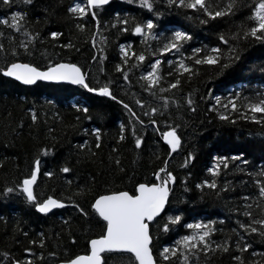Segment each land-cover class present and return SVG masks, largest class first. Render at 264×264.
Instances as JSON below:
<instances>
[{
	"label": "trees",
	"instance_id": "trees-1",
	"mask_svg": "<svg viewBox=\"0 0 264 264\" xmlns=\"http://www.w3.org/2000/svg\"><path fill=\"white\" fill-rule=\"evenodd\" d=\"M75 2L78 0H33L28 6L22 2L14 5L13 10L23 9L27 12V26L33 32L40 33L43 43L35 41L31 55H25L20 50L19 57L5 58V53H0V67L13 59L41 67H46L49 60L54 63L70 62L81 67L92 87L113 81L109 84L112 92L128 103L144 121L143 125H135V136L142 139V146L140 149L135 147L129 124L130 116L115 101L88 93L81 87L42 83L25 87L0 74V189L6 184L11 186L21 178L40 150L47 147L52 151L40 156L41 172L34 185L35 193L38 198L52 195L66 205L63 209L41 215L34 207H29L22 197L15 194L7 199L0 197V264H10L13 257L31 259L33 264H58L74 255L84 254L87 239L99 233L100 228L94 221L77 213L71 206L72 201L90 211L89 201L96 195L111 190H129L136 182L151 180L153 171L163 167L165 159L168 160V170L177 177L170 201V206L178 210L175 214H182L185 223L213 220L216 222V232L212 239L219 243L229 238L232 229L237 227L235 220L246 219L237 217L233 210L242 207V197L257 191L252 182L253 174L264 170V123L246 120L241 112L231 113L230 109L227 121L218 119L217 114H224L225 110L216 106L213 97H221L223 104L230 95L240 92L241 97L237 102L242 106L246 103L245 97L255 99L258 92H264V74L260 71L264 67V45L255 41H241V60L223 75H219V70L212 66H197L198 75L194 74L190 80L186 75L182 77L178 90L164 94L172 96L180 106L170 105V110L161 108L160 112L154 114L158 121L157 131L149 124V118L143 112L161 102L143 92L138 81L143 70H150L147 65L157 58L152 52L159 45L152 39L145 44L141 37L130 31L120 33L114 28L105 30L104 22L111 23L117 13L121 17L128 13L129 18L134 17L137 21L154 19L159 25L155 30L157 35L160 32L167 35V28L185 29L193 35V39L186 45V51H190L202 44L218 45V33L236 31L235 23L248 14L247 10H241L231 18L200 25L196 20L188 21L183 14L185 10L178 12L175 7L167 8L166 0H157L156 8L163 13L158 21L137 4L127 3L126 0H110V4L99 13L101 33L107 37V42L101 45L106 59L92 61L93 55H98L90 43L91 33L95 31L94 22L89 16L87 21H80L86 23L84 32L76 28V21L67 12L68 7ZM3 15L0 12V17ZM50 31L61 32L62 36L53 41L48 36ZM15 38L17 43L24 39L18 34ZM69 40L75 45L74 48L64 49L59 46ZM0 42L4 43L5 48L9 47L6 30L5 36H0ZM120 44H131L133 51L142 52L146 56L143 69L130 71L127 83L114 70L115 65L121 62ZM164 57L161 71L167 72L169 65L166 59H174V54L165 53ZM101 66L104 72L100 71ZM166 79L170 81L172 78ZM162 86L167 87V84ZM189 94L194 101V111H188L185 103L184 98ZM136 99L144 101L145 107L136 105ZM73 104L88 107L91 119H85L83 113L73 108ZM209 105L216 110L210 112ZM30 109H34L37 115L35 123L31 119ZM261 115L264 114H257L258 117ZM121 125L126 129L122 141L119 139ZM176 125H179L177 134L181 138V147L168 157L167 146L163 144L159 133ZM93 128L101 130L99 149L91 135ZM49 129L52 131L49 132ZM85 141H88L85 149L79 148L78 145ZM89 148L95 153L94 156L89 154ZM113 148L117 151L113 152ZM189 153L193 159L187 167H181ZM240 153H243L241 159L246 160L247 165L231 159ZM219 156L227 158L228 167L224 168L222 162L216 161L221 164L219 175L215 177L218 188L196 189L195 185L202 180L213 179L207 168L213 165V157ZM117 159L123 171L118 169ZM64 166L71 171L60 172ZM45 171L53 172V176H44ZM182 179L184 184H181ZM225 185L226 190H221L225 189ZM185 187L188 191L184 190ZM155 227L153 225L154 250L172 243L187 231L181 227L171 234L156 236ZM41 238L44 240L43 247L29 243L31 240L40 241ZM234 240L235 237L230 240L232 247L227 253L217 251L207 257L201 253L194 259L198 264H236L231 258L239 254L235 251ZM247 242L251 248L243 254L245 264H249L250 260L264 264L261 256L264 254V243L260 242V237L249 236ZM25 248H31L33 254L25 253ZM5 252L9 253L8 258L3 255ZM252 252L257 255L253 257Z\"/></svg>",
	"mask_w": 264,
	"mask_h": 264
},
{
	"label": "snow or ice",
	"instance_id": "snow-or-ice-1",
	"mask_svg": "<svg viewBox=\"0 0 264 264\" xmlns=\"http://www.w3.org/2000/svg\"><path fill=\"white\" fill-rule=\"evenodd\" d=\"M28 6L33 3V0H0V12L4 13L0 17V36H5L9 47L5 48L3 42H0V53H5L7 56L19 57L20 50H23L25 55H31V48L35 41L40 39V33L30 30L27 19V12L23 9L13 10L14 5L20 3ZM127 3L137 4L139 8L146 11L155 17L158 21L162 18L163 13L156 8L157 0H126ZM110 4V0H86V2L73 3L68 7L67 12L70 17L76 21V28L82 33L85 31L86 23L91 17L94 22L95 31L91 33L90 43L94 50L98 52L92 57V61L106 59L104 50L101 45L107 42V37L101 33V25L99 13L105 6ZM166 7H175L178 12L184 11V16L188 21L196 20L200 25H209L222 18L234 17L237 12L247 10V15L242 20L235 23L236 31L218 33V45L209 46L202 44L199 47H193L190 51H186V45L193 39V35L182 28H167L164 32L156 34V29L159 25L152 18L135 20L134 17L129 18V14L125 13L121 17L118 13L114 15L111 23L105 21L104 29H117L120 33L131 32L135 36L142 38V42L147 44L149 39L156 40L159 45L152 55L157 57L149 63L147 67L150 70H143L139 77L138 83L143 90L152 98L161 102L158 106L150 107L148 111H144L143 115L149 118V124L154 126V130L158 131V121L155 119L156 113L161 111V108L170 110V105L179 107V102L172 96L164 95L171 93L173 90H178L185 75L192 78L194 74H199L197 66H212L218 69V74L223 75L227 70L233 68L238 61L241 60L240 42L250 43L252 41L264 45V0H166ZM187 10H191L190 12ZM193 13L195 15H193ZM134 23V26H131ZM16 34L22 36L18 43ZM48 36L53 41H56L62 36L61 32L50 31ZM99 40V43L97 42ZM223 45L224 47H221ZM64 49L74 48L75 45L69 40L67 43L59 45ZM225 48L227 49L225 51ZM79 51V49H76ZM120 63L115 65V72L120 73L125 83L129 81V72L132 70H142L146 62L144 53H136L132 50L131 44H120ZM174 54V59H166L169 65L167 72H162V60L165 59L164 54ZM100 71L104 72L101 66ZM264 74V67L260 69ZM0 74L4 77H10L18 81L22 85H34L38 81L46 82H67L71 85H77L85 89L88 93H94L101 97H107L116 103L122 105L126 114L130 116L129 124L134 137L135 147L140 149L142 139L135 136V125H143L144 121L134 111L132 107L123 100L119 99L109 87L113 81L109 80L108 84L99 87H92L86 80V73L82 71L75 63H54L48 61L46 67H41L29 62H21L19 59L7 61L0 67ZM166 78H172L170 81ZM167 84V87L162 86ZM211 92V89L208 90ZM159 93V95H158ZM241 97L240 92L235 95H230L226 103H221V97H213L216 101V106L223 108L224 114L218 113L217 118L227 121L229 119V109L231 113L241 112L242 117L246 120L251 119L256 123H264V115L260 117L257 114H264V92H258L255 99L245 97L246 103L242 106L238 105V100ZM188 111H194V101L189 94L185 98ZM135 104L141 108L145 107L144 101L135 100ZM73 108L77 112L84 114L85 119H91L88 115V107L79 104H73ZM208 110L215 111L216 108L209 105ZM31 119L33 123L37 120V115L34 109H30ZM80 117L77 116V120ZM169 126L166 131L160 132V138L167 145V156L171 157L174 152L181 147V138L177 134V128ZM49 132L52 130L49 129ZM121 134L119 139L124 140L125 127L121 125ZM88 134V133H85ZM91 135L95 138V146L97 149L101 147V130L93 128ZM88 141L78 145L79 148L85 149ZM52 149L42 148L37 156L33 159L31 167L11 186L5 185L0 189V197L7 199L15 194L22 197L29 207H34L35 211L40 214H48L53 209L64 208L65 203L52 195L46 198H38L34 185L37 184L38 174L41 172V155H47ZM113 152L117 149L113 148ZM90 155H95L91 149H88ZM243 153L238 156H233L232 160H240L242 164L247 165V161L241 159ZM111 159V157H110ZM159 159V157H157ZM193 159L191 153L181 167H187L189 161ZM213 165L207 168V172L213 179H204L195 185L196 189L202 190L205 188L216 190L218 188L215 177L219 175L221 168L220 161L223 167L227 168L226 157H213ZM168 160H164V166L159 167L152 173L151 180L144 182H136L129 190H111L104 194L96 195L89 201V209L79 203L72 201V207L77 213L85 218L94 221L100 228L99 233L92 238L87 239L84 254L74 255L61 261V264H198L194 258H198L201 253L205 257L219 251L221 253L229 252L232 244L230 240L235 237L234 246L238 255H233L231 258L236 264H245L243 254L248 252L251 244L247 242L249 236H259L260 242L264 243V170L253 174V183L256 186V192L251 195L242 197L243 205L233 211L237 217H245V220L237 218L235 224L237 227L232 229V235L229 238L217 243L212 239L216 232L215 221H194L191 223L184 222L182 214H175L178 210L170 206L171 194L173 186L176 183L177 177L167 168ZM116 165L120 171V162L117 159ZM71 169L67 166L61 167L60 172L69 173ZM242 171V170H241ZM44 176L52 177L53 172L45 171ZM185 181L182 179L181 184ZM227 185H225L226 190ZM188 191V188H184ZM69 200H72L69 197ZM258 213V214H254ZM223 223V221H221ZM153 225H155L156 236L171 234L178 231L181 227L186 229L184 235H180L172 243L154 250L153 248ZM27 235V233H24ZM42 237V234H40ZM75 243V241H72ZM30 244H39L44 246V240H31ZM25 253L32 255L31 248H25ZM158 252V256H157ZM5 258L9 257V253H3ZM50 255H54L50 253ZM251 255L255 257L256 252ZM264 260V254H261ZM10 264H33L31 259L12 258ZM249 264H261L260 261L250 260Z\"/></svg>",
	"mask_w": 264,
	"mask_h": 264
},
{
	"label": "water",
	"instance_id": "water-1",
	"mask_svg": "<svg viewBox=\"0 0 264 264\" xmlns=\"http://www.w3.org/2000/svg\"><path fill=\"white\" fill-rule=\"evenodd\" d=\"M3 76V75H2ZM5 78H8V79H10V80H13L12 78H10V77H5ZM13 81H15V80H13ZM16 83H18L19 85H21V86H25V87H30V86H33V85H22L21 83H19L18 81H15ZM37 83H42V84H52V85H66V86H71V87H80V86H77V85H71V84H69V83H67V82H46V81H38V82H36L35 84H37ZM34 84V85H35ZM91 94H94V93H91ZM94 95H96V96H99V95H97V94H94ZM99 97H101V96H99ZM105 98H107V97H105ZM162 142H163V140H162ZM163 144H164V142H163ZM165 146H167L166 144H164ZM178 150V149H177ZM175 153V152H174ZM65 208V207H64ZM60 209H63V208H59V209H53L52 211H54V210H60ZM51 211V212H52ZM50 212V213H51ZM38 214H40V213H38ZM49 214V213H48ZM41 215H46V214H41ZM58 264H61V262L60 263H58Z\"/></svg>",
	"mask_w": 264,
	"mask_h": 264
},
{
	"label": "bare ground",
	"instance_id": "bare-ground-1",
	"mask_svg": "<svg viewBox=\"0 0 264 264\" xmlns=\"http://www.w3.org/2000/svg\"><path fill=\"white\" fill-rule=\"evenodd\" d=\"M201 218V217H200Z\"/></svg>",
	"mask_w": 264,
	"mask_h": 264
}]
</instances>
